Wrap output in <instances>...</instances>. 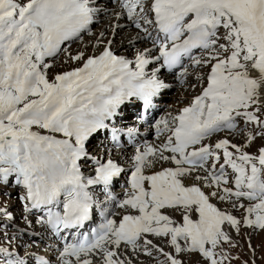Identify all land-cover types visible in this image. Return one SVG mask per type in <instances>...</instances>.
I'll return each instance as SVG.
<instances>
[{
  "label": "snow or ice",
  "instance_id": "obj_1",
  "mask_svg": "<svg viewBox=\"0 0 264 264\" xmlns=\"http://www.w3.org/2000/svg\"><path fill=\"white\" fill-rule=\"evenodd\" d=\"M119 6L117 18L129 23L115 28L135 27V40L150 43L134 59L118 55L112 40L98 55L68 52L98 15L109 11L99 0H0V184L13 181L24 190L26 211L47 209L39 222L55 232L82 228L101 206L92 186H101L114 201L110 189L124 171L112 159H97L94 174L85 176L81 162L88 159L90 137L126 102L139 99L151 107L168 87L159 78L162 70L180 69L184 78L186 59L207 66L201 93L171 120L157 123L158 135L169 133L164 141L137 149L130 193L118 204L125 213L117 220L104 209L97 228L65 239L56 264H94L97 257L99 264H131L119 258L122 243L148 256L155 249L164 257L157 264H185V254L224 264L228 255L216 251L231 243L224 225L239 232L241 220L213 198L244 208L243 222L264 230V147L257 154L244 150L258 136L264 138V0H120ZM61 52L81 63L50 79L47 61ZM153 64L158 66L147 71ZM245 129L244 145L228 138L207 143L225 130ZM118 131L113 129V139ZM221 150L224 163L217 170ZM165 162L172 166L164 167ZM227 166L236 173L234 187ZM169 211L178 212L182 222ZM0 216L4 229L15 219L4 207ZM149 235L168 238L174 251L153 244ZM4 236L0 264H52L43 255L26 253L30 262L6 231Z\"/></svg>",
  "mask_w": 264,
  "mask_h": 264
},
{
  "label": "rangeland",
  "instance_id": "obj_2",
  "mask_svg": "<svg viewBox=\"0 0 264 264\" xmlns=\"http://www.w3.org/2000/svg\"><path fill=\"white\" fill-rule=\"evenodd\" d=\"M9 204H14L13 201H9ZM238 219L246 216L245 209L239 214ZM240 231L231 229L230 234L231 243L226 242L222 245V248L217 249L218 255L221 251L226 253L229 257L228 260L224 261V264H264V230L259 228L252 229L245 225L241 221ZM227 231V230H226ZM236 233V235H235ZM235 235V236H234ZM193 262H186V264H207L206 262L198 261V258H192Z\"/></svg>",
  "mask_w": 264,
  "mask_h": 264
},
{
  "label": "bare ground",
  "instance_id": "obj_3",
  "mask_svg": "<svg viewBox=\"0 0 264 264\" xmlns=\"http://www.w3.org/2000/svg\"><path fill=\"white\" fill-rule=\"evenodd\" d=\"M126 30V29H125ZM103 29H100V25H98L97 26V29L93 32V34H91V35H89L88 37H87V40L88 41H91V43H90V48H94L95 50H97L98 48V43H97V41L98 40H100L102 37H101V33H103ZM121 31H123V30H121V29H119L118 31H117V33H116V35L117 34H120L121 33ZM133 32H137V29H135V27H133ZM99 37V38H98ZM79 46V45H78ZM88 45L87 44H85L84 46H82V48H85V47H87ZM77 61H75V63H76ZM52 67H53V63H52ZM51 67V68H52ZM50 68V69H51ZM170 80H172V81H175V79H172V78H170ZM233 209V208H232ZM236 209V208H235ZM238 216H240V215H238ZM225 227V230H227L228 231V233H229V235L232 233V231H231V229H235L234 227H232V226H229V225H225L224 226ZM231 236V235H230ZM232 237V236H231ZM132 264V263H131Z\"/></svg>",
  "mask_w": 264,
  "mask_h": 264
}]
</instances>
